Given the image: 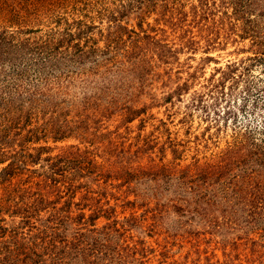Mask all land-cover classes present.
I'll list each match as a JSON object with an SVG mask.
<instances>
[{
    "label": "rangeland",
    "instance_id": "1",
    "mask_svg": "<svg viewBox=\"0 0 264 264\" xmlns=\"http://www.w3.org/2000/svg\"><path fill=\"white\" fill-rule=\"evenodd\" d=\"M239 1L0 0V31H33L0 56V144L41 150L12 174L0 156V205L47 183L73 217L113 209L98 227L129 228L144 264H264V202L242 199L264 166L237 150L264 147V0ZM47 36L52 57L26 54Z\"/></svg>",
    "mask_w": 264,
    "mask_h": 264
},
{
    "label": "trees",
    "instance_id": "2",
    "mask_svg": "<svg viewBox=\"0 0 264 264\" xmlns=\"http://www.w3.org/2000/svg\"><path fill=\"white\" fill-rule=\"evenodd\" d=\"M236 6L241 8V11L248 7L243 0L236 3ZM245 19L246 22L250 21ZM256 29L257 27L248 29L249 31L245 33L247 36L254 34L253 36L257 38ZM27 30H25L26 32H22L21 29L14 32L0 31V56L2 57L6 53L4 50L16 47L11 46L14 38L21 36V34L33 33L31 30ZM249 33L251 34L249 35ZM27 42L28 40H24L20 41L19 45L17 44L19 52L21 49L29 48ZM34 45L33 53L27 51L26 54L35 55L39 57L38 60L40 61L52 57L54 51H58L61 46V44L53 43L51 36H47L41 42H34ZM255 46L264 49V39L261 42L257 41ZM28 96L33 103L39 101V98L46 96V94L45 92H35ZM7 113H10V109ZM2 145L3 151H1L0 156L3 158V163L9 161L6 170H4L6 174H12L20 167H26L28 159L32 160L33 164L39 160L41 150H38L36 156H33L27 153L24 148H20L19 152H13L10 150V143L5 140L3 144H0V146ZM248 145L249 147L241 144L237 150H245L248 152V157L257 153L261 157L259 163L264 166V147L251 142ZM88 166L87 163L85 167L82 169L79 167V169L83 171L88 169ZM46 184L43 183L42 188L39 186L35 191H31L30 188H17L9 191L4 207L0 205L1 223H5L3 215L12 219H19L16 222L18 227L13 229L0 227V238L2 233L3 238L8 235V240L4 241L3 239V248H0V264H144L145 255L143 254L145 251L138 248L141 243L139 245L134 244V246L130 245L132 242L127 236L129 228H124L125 225L118 224L116 220L98 227L97 222L100 218L107 221L112 219L113 209H104L105 205H98V202V206L92 210L88 217L84 212L73 217L69 212L70 205H72L70 200L65 201L63 207L57 209L56 204L61 197H57L58 200L56 201L55 199L51 200V192L54 188ZM262 186L264 187V185ZM67 189L70 190V187ZM242 199L251 209L257 210V204L264 202V190L263 192L262 190H255L252 193H246ZM260 210L262 213L264 212L263 208ZM69 230H71L70 234L68 233Z\"/></svg>",
    "mask_w": 264,
    "mask_h": 264
}]
</instances>
